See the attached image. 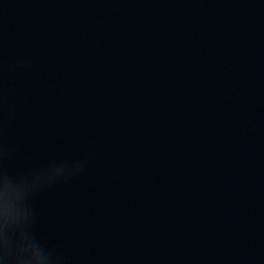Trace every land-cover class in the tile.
Returning <instances> with one entry per match:
<instances>
[{"label": "water", "instance_id": "water-1", "mask_svg": "<svg viewBox=\"0 0 264 264\" xmlns=\"http://www.w3.org/2000/svg\"><path fill=\"white\" fill-rule=\"evenodd\" d=\"M61 264H264V0H0V172Z\"/></svg>", "mask_w": 264, "mask_h": 264}, {"label": "clouds", "instance_id": "clouds-1", "mask_svg": "<svg viewBox=\"0 0 264 264\" xmlns=\"http://www.w3.org/2000/svg\"><path fill=\"white\" fill-rule=\"evenodd\" d=\"M82 160L53 161L26 174L0 172V264H61L33 231L34 191L80 174Z\"/></svg>", "mask_w": 264, "mask_h": 264}]
</instances>
